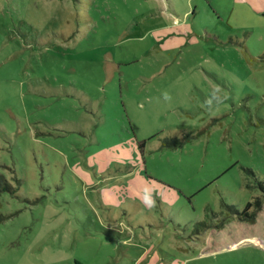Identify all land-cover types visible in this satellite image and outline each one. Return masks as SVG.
<instances>
[{"label":"rangeland","instance_id":"374dc122","mask_svg":"<svg viewBox=\"0 0 264 264\" xmlns=\"http://www.w3.org/2000/svg\"><path fill=\"white\" fill-rule=\"evenodd\" d=\"M262 51L240 0H0V264H264Z\"/></svg>","mask_w":264,"mask_h":264},{"label":"trees","instance_id":"16d2710c","mask_svg":"<svg viewBox=\"0 0 264 264\" xmlns=\"http://www.w3.org/2000/svg\"><path fill=\"white\" fill-rule=\"evenodd\" d=\"M258 58L264 61V51H262L259 55ZM134 133V132H133ZM187 135L185 136H172V135H165L162 138V145L163 146H173L177 145L183 140H185ZM151 137L148 138H136V143L142 158V161L145 163V152H146V145L148 143V140ZM259 186L264 190V176L259 180ZM18 187L15 186L6 176H4L2 173H0V191L3 190H9L11 192L17 191ZM251 202L248 203L250 205ZM1 219V216H0ZM75 264H85L83 261L76 259Z\"/></svg>","mask_w":264,"mask_h":264},{"label":"crops","instance_id":"0c3cea01","mask_svg":"<svg viewBox=\"0 0 264 264\" xmlns=\"http://www.w3.org/2000/svg\"><path fill=\"white\" fill-rule=\"evenodd\" d=\"M240 1H242V2H244V3H247V4H249L250 5V7L252 8V9H254V10H256V12H260V11H264V0H240ZM134 139H133V137H131V139L130 140H132L133 141V143H125L126 145L128 144L130 147L129 148H131L132 149V152L134 153H137L138 152V155L140 156V158H141V155H140V152H139V149H138V146H137V143H136V138H137V136L135 135V133H134ZM135 140V141H134ZM94 155V154H93ZM91 157H92V155L90 156V159H91ZM142 159V158H141ZM96 160V159H95ZM146 176H147V174H146ZM111 187H109V189H110ZM112 192V188L110 189V192L109 193H111Z\"/></svg>","mask_w":264,"mask_h":264},{"label":"clouds","instance_id":"9594fccd","mask_svg":"<svg viewBox=\"0 0 264 264\" xmlns=\"http://www.w3.org/2000/svg\"><path fill=\"white\" fill-rule=\"evenodd\" d=\"M142 203L151 210L155 206V200L150 193H145Z\"/></svg>","mask_w":264,"mask_h":264}]
</instances>
